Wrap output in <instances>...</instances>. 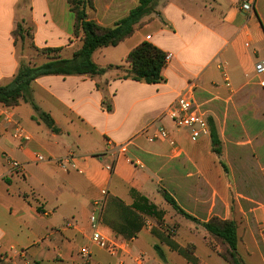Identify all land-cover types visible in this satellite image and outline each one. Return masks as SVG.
<instances>
[{
    "label": "crops",
    "instance_id": "crops-1",
    "mask_svg": "<svg viewBox=\"0 0 264 264\" xmlns=\"http://www.w3.org/2000/svg\"><path fill=\"white\" fill-rule=\"evenodd\" d=\"M55 1L0 0V87L33 57L29 49L22 51L24 40L18 48L13 38L19 24L30 25L35 56L60 48L58 56L70 59L79 48L74 19H54ZM240 2L158 0L130 37L93 52L92 61L107 69L103 75L42 76L31 84L37 111L23 101L7 107L12 121L0 119V259L229 264L202 226L216 217L235 222L243 264H264V74L254 73L255 63L264 60V0H254L250 13L240 10ZM136 6L137 0H95L89 17L99 25L115 23ZM142 42L170 56L162 83L117 75L115 67L127 68L126 55ZM46 60L39 58L37 65ZM189 85L209 128L195 142L166 115ZM210 126L219 154L212 149ZM19 128L28 141L14 137ZM158 128L174 146L152 140ZM126 143V153L113 159L112 145ZM162 193L197 222L177 213ZM142 198L163 212L161 224L133 207L144 204ZM95 211L103 235L121 245L114 254L90 246L89 216ZM84 246H90L86 261L79 252Z\"/></svg>",
    "mask_w": 264,
    "mask_h": 264
},
{
    "label": "trees",
    "instance_id": "trees-1",
    "mask_svg": "<svg viewBox=\"0 0 264 264\" xmlns=\"http://www.w3.org/2000/svg\"><path fill=\"white\" fill-rule=\"evenodd\" d=\"M158 0H137V6L131 9L126 16L116 21L112 27H104L89 18L94 11L95 0H67V5L74 19V34L80 38L79 48L72 54L70 59H62L58 55L60 48H44L40 54L47 60L41 65L30 66L21 63L19 69L12 79L11 84L0 87V103L5 107H15L21 101L30 103L37 111L31 100V84L39 77L58 75L62 77L70 75L100 76L107 69L98 67L91 59L93 52L103 47H114L124 39L130 37L135 26L141 19L149 15ZM20 24L13 32V38L23 42L25 39ZM31 35V34H30ZM31 47L35 49L34 45ZM52 55H56L54 57ZM166 54L148 42H142L133 48L125 57L128 67L116 66L122 69L124 76L121 79H129L147 85L159 84L164 81L162 70L166 65ZM112 68V67H110ZM41 121L53 132H57L51 118L45 113L39 114ZM210 136L213 152L219 154L218 140L213 126H210ZM163 199L177 213L186 219L197 222L190 215L183 212L175 201L165 193ZM144 204H133L138 210L156 219L158 224L162 223L163 212L153 204H148L145 198L141 199ZM205 231L220 247L219 255L229 264H243L237 253V230L234 221L211 218L202 224ZM159 255V246H154ZM0 264H14L10 260L0 259Z\"/></svg>",
    "mask_w": 264,
    "mask_h": 264
},
{
    "label": "built area",
    "instance_id": "built-area-1",
    "mask_svg": "<svg viewBox=\"0 0 264 264\" xmlns=\"http://www.w3.org/2000/svg\"><path fill=\"white\" fill-rule=\"evenodd\" d=\"M254 0H241L240 10L250 13L253 10ZM169 55H166V61L169 59ZM255 75L264 74V60H260L254 65ZM192 86H187L175 99L172 106L166 111V115L174 125L176 129L185 130L188 133L189 139L195 142L202 136L209 134V128L207 121L203 113L199 110L192 97ZM0 119L4 122H10L11 115L7 107L0 108ZM15 138H20L23 141H28L29 136L22 132V129H17ZM152 140H166L169 145L174 146V141L169 137L168 132L164 128H158L156 133L152 137ZM128 144L112 145L111 152L113 159L119 154H124L127 151ZM38 162L45 161V158L41 155L36 156ZM13 169H20V165L13 160H9ZM61 167L64 166V160L59 161ZM111 170V166L107 167ZM95 207L100 210L101 205L97 203ZM90 223V246L97 247L106 251L109 254H114L121 245L108 239L100 230V223L96 211L89 216ZM260 232L264 238V221L260 227ZM90 246H84L80 249V255L86 261L90 256Z\"/></svg>",
    "mask_w": 264,
    "mask_h": 264
},
{
    "label": "rangeland",
    "instance_id": "rangeland-1",
    "mask_svg": "<svg viewBox=\"0 0 264 264\" xmlns=\"http://www.w3.org/2000/svg\"><path fill=\"white\" fill-rule=\"evenodd\" d=\"M97 7L98 9L100 10V8H102V6L100 5V1L97 2ZM50 9L52 11V14H53V17L55 20H60L63 16H64V20L66 21H71L73 19V16L71 13H69L67 10H66V4L63 0H56L53 4L50 5ZM153 11V10H152ZM94 12V11H93ZM93 12L90 13V17L93 15ZM117 15V14H116ZM89 17V18H90ZM91 19V18H90ZM113 22L111 23H106V24H103L102 26L104 27H112L113 26ZM30 25L29 24H26V27L23 28V33L24 34H28L27 37H24V43H23V46L21 45L19 39L17 40V47L18 48H21L20 46H22V51L24 50H30L31 51V54H33V57L31 59V61L28 63L30 66H35L39 63V58H45V56H42L41 54H37V56H35V49L31 47V27H29ZM23 53V52H22ZM55 57V55H52ZM120 71L117 72V75L119 77H122L124 74H123V70L122 69H118ZM12 82V81H11ZM11 82L9 84H11Z\"/></svg>",
    "mask_w": 264,
    "mask_h": 264
}]
</instances>
